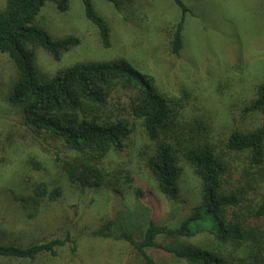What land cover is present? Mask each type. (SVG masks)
I'll list each match as a JSON object with an SVG mask.
<instances>
[{
  "label": "rangeland",
  "instance_id": "1",
  "mask_svg": "<svg viewBox=\"0 0 264 264\" xmlns=\"http://www.w3.org/2000/svg\"><path fill=\"white\" fill-rule=\"evenodd\" d=\"M190 9L184 20L183 48L171 52L169 32L180 10L169 0H120V7L105 0H92L94 11L110 29V47L103 48L97 28L84 14L81 0H70L65 13L45 4L36 23L55 40L76 38L79 45L63 54L59 62L38 47L36 67L49 78L72 66L92 62L123 61L158 90L183 99V118L191 124L202 117L210 126V140L227 168L226 192L233 190L242 205L255 206L264 198V165L251 167L246 153L226 148L233 131H253L262 117L244 113L264 83V0H182ZM5 0H0V10ZM16 76L10 59L0 54V245L26 248L69 235L75 242L58 248L57 257L36 261L1 259L0 264H144L124 241L96 237L97 230L112 223L111 237L135 236L142 220L177 228L199 204V183L192 167L179 156L182 175L179 199L173 211L159 192L146 167L152 142L142 122L129 118L133 134L120 151L102 160V187H82L69 182L64 172L78 155L64 141L30 128L16 109L6 102ZM112 111L127 106L123 93L112 97ZM127 117V112L123 111ZM46 189L34 208L29 196ZM59 189L60 195H48ZM141 191V196L136 192ZM249 208V207H248ZM252 209V208H251ZM260 225L264 229V220ZM162 246H214V238L199 233L190 238L158 236ZM147 253L161 264H190L162 250Z\"/></svg>",
  "mask_w": 264,
  "mask_h": 264
},
{
  "label": "trees",
  "instance_id": "2",
  "mask_svg": "<svg viewBox=\"0 0 264 264\" xmlns=\"http://www.w3.org/2000/svg\"><path fill=\"white\" fill-rule=\"evenodd\" d=\"M81 1L86 19L97 28L102 47L108 49L109 26L94 11L92 0ZM105 1L116 9L120 7V0ZM169 1L181 12L169 32L171 52L178 55L183 48L184 20L191 11L182 0ZM45 4H53L59 13L70 8V0H5L0 10V54L6 55L16 68L6 102L30 128L63 140L66 148L78 155L71 164H65L69 182L87 188L102 187V160L108 152L125 148L133 134L129 120L133 118L142 122L145 135L153 144L145 159L146 167L173 211L177 210L180 194V155L192 167L199 183V204L177 228L143 219L142 228L134 237L107 235L112 223L94 235L130 244L144 264H161L148 255V249L162 250L190 264H264V229L257 225L264 220V198L253 207H244L233 190L226 192L223 178L227 168L210 140V126L202 117H195L188 124L183 118V99L162 94L152 78L139 74L123 61L78 64L51 78L38 71V47L59 62L63 54L80 43L72 37L55 40L37 25L36 16ZM119 93L127 96L123 110L127 117L123 111H112L110 101ZM243 112L260 115V127L250 132L233 131L225 146L230 151L246 153L250 166L259 168L264 165V83L257 87L254 99L244 106ZM46 194V189L37 187L28 199L35 208L38 198ZM136 194L141 196V191ZM59 195V189H55L48 197L55 200ZM202 232L214 238V246L173 248L156 242L158 236L190 238ZM68 242L74 245V252L75 242L69 235L64 240L26 248L0 245V260L56 258V250Z\"/></svg>",
  "mask_w": 264,
  "mask_h": 264
}]
</instances>
